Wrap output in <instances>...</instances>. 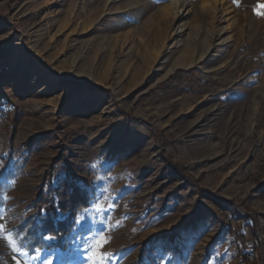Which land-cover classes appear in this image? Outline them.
I'll use <instances>...</instances> for the list:
<instances>
[{"label": "rangeland", "instance_id": "obj_1", "mask_svg": "<svg viewBox=\"0 0 264 264\" xmlns=\"http://www.w3.org/2000/svg\"><path fill=\"white\" fill-rule=\"evenodd\" d=\"M261 5L0 0V264H61L54 251L88 264L81 249L100 237L104 264H143L153 241L157 264H264ZM65 176L93 199L70 250L34 260L11 213Z\"/></svg>", "mask_w": 264, "mask_h": 264}, {"label": "trees", "instance_id": "obj_2", "mask_svg": "<svg viewBox=\"0 0 264 264\" xmlns=\"http://www.w3.org/2000/svg\"><path fill=\"white\" fill-rule=\"evenodd\" d=\"M8 172L9 169L2 170L3 174ZM90 186L88 179L80 181L75 176H65L48 188L42 187L35 201L30 203L32 208L30 214L24 215L20 212L15 215V213H11L14 223L12 232L18 243L30 254H34L37 250H70L76 228V216L93 199ZM3 191L4 183L0 180V205L4 204L1 196ZM41 209L44 211L41 212ZM248 225L251 226V233H254L253 220ZM48 235L56 236V240H47ZM238 236L243 237V234ZM153 244H155L154 241L145 245L142 254L144 256L143 264H157L155 257L151 255ZM163 244L165 249L175 255L181 254L177 243L173 244L172 234L168 235ZM174 258H171L169 264L173 262Z\"/></svg>", "mask_w": 264, "mask_h": 264}, {"label": "snow or ice", "instance_id": "obj_3", "mask_svg": "<svg viewBox=\"0 0 264 264\" xmlns=\"http://www.w3.org/2000/svg\"><path fill=\"white\" fill-rule=\"evenodd\" d=\"M233 2L235 3L236 0H233ZM260 8H264V5H261ZM256 14L258 16L264 17V11H260L259 9L257 10ZM3 167H4L3 161H0V168H3ZM9 167H11V165H9ZM112 207H113L112 204L108 205L109 209H111ZM95 209L98 213L105 210L100 203H97L95 205ZM43 211L44 210L41 209V212ZM0 218H2V214H0ZM2 230H5V225L0 224V231ZM8 239H9V242L12 243L10 233L8 235ZM46 239L49 241H54L56 240V236L48 235ZM106 243H107V240H105L103 237H100L99 239H96L93 244H85L83 246L81 251L83 253V258L87 260L88 264H104V256L106 254H103L101 252V249L104 247ZM12 247H13V251H16V245L14 243L12 244ZM40 254H41L40 251L37 250L35 252V256L33 257V259L34 260L38 259L40 257ZM20 255L27 256V253L21 252ZM53 255H56L60 259L61 264H73L74 259H75L74 253L72 251H69L67 254H62L58 251H54ZM13 260H15L16 264H21V260L17 259L16 256H13ZM44 264H52V260L48 259L44 262Z\"/></svg>", "mask_w": 264, "mask_h": 264}, {"label": "bare ground", "instance_id": "obj_4", "mask_svg": "<svg viewBox=\"0 0 264 264\" xmlns=\"http://www.w3.org/2000/svg\"><path fill=\"white\" fill-rule=\"evenodd\" d=\"M214 2H217V0H214ZM173 4H176V3L174 2V3H172V5H173ZM215 5H217V4H215ZM215 5H214L213 7H212V6H211V7L214 8V9L217 8V6H215ZM163 11H164V12H170V13H171V12H172V6H171V5H170V6H165V8H163ZM174 12H175V11H174ZM154 42H155V41H154ZM191 46H192V45H191ZM191 46L188 45L187 50H188V52L192 55L193 50H192ZM158 52H159V51H158ZM158 52H155V53H156V54H155L156 57L159 56V55H158ZM183 59H184V58H183ZM181 60H182V55L179 56L178 58H176V59L173 61V63H174V64H179V63L181 62ZM188 60H189V59H188ZM174 64H173V65H174Z\"/></svg>", "mask_w": 264, "mask_h": 264}, {"label": "built area", "instance_id": "obj_5", "mask_svg": "<svg viewBox=\"0 0 264 264\" xmlns=\"http://www.w3.org/2000/svg\"><path fill=\"white\" fill-rule=\"evenodd\" d=\"M2 118L3 119H7L8 115L6 112L2 113L1 114ZM258 257V252L256 250H248L246 251V256H245V259H248V260H254Z\"/></svg>", "mask_w": 264, "mask_h": 264}]
</instances>
